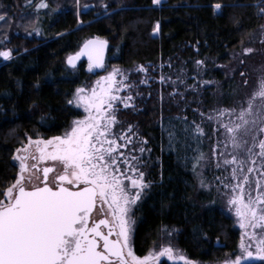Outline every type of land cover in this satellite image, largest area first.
I'll return each instance as SVG.
<instances>
[{
	"label": "trees",
	"instance_id": "1",
	"mask_svg": "<svg viewBox=\"0 0 264 264\" xmlns=\"http://www.w3.org/2000/svg\"><path fill=\"white\" fill-rule=\"evenodd\" d=\"M38 2L30 7L26 0H0V13H7L0 21V51L12 52L10 60L0 57V189L14 182L18 166L12 156L28 137L61 134L81 116L66 100L101 71H89L86 60L69 67L66 59L88 38H104L106 66L127 72L162 66L163 71L182 68L192 73L195 61L203 60L202 77L218 85H202L176 99L166 92L158 95L157 83L142 85L135 107L119 113L150 149L143 167L152 187L134 210L132 246L136 255H145L176 229L168 237L187 260L207 264L235 258L240 229L217 194L199 188L192 164L197 152L207 154L213 143L214 123L207 119L214 114L211 110L230 107L237 98L241 77L227 78L219 64H227L230 53L264 24L253 6L259 0H164L160 5L152 0H79V8L76 0H46L54 11L40 9L37 16ZM217 3L222 9L214 11ZM157 21L160 31L153 33ZM193 121L204 130L199 141L182 131ZM170 132L175 133L171 141ZM158 264L185 261L163 258Z\"/></svg>",
	"mask_w": 264,
	"mask_h": 264
},
{
	"label": "snow or ice",
	"instance_id": "2",
	"mask_svg": "<svg viewBox=\"0 0 264 264\" xmlns=\"http://www.w3.org/2000/svg\"><path fill=\"white\" fill-rule=\"evenodd\" d=\"M26 3L31 7L34 0H26ZM152 3L160 5L162 0H152ZM76 4L79 8V0ZM261 5L264 0L253 5L258 8V16H264ZM102 6L107 12V5ZM40 9H50L46 0L34 4L37 16ZM221 9V4L214 5V11ZM6 16L7 13H0V21ZM261 29L264 30V25ZM33 31L40 34L39 30ZM159 31L157 21L153 33ZM261 43H264V31ZM106 45L107 41L99 37L87 40L67 62L75 68V61L86 55L89 71L103 67ZM253 51L255 49L251 47L243 48L245 55ZM0 57L12 59L11 50L0 51ZM195 63L199 67L205 61ZM139 70L148 71L144 66ZM117 75L122 76L120 81L116 80ZM240 75L246 74L241 72ZM127 79L120 69L114 68L107 76H101L91 89L77 87L66 103L82 107L86 115L74 119L62 135L35 140L28 137L26 145L15 149L12 159L18 162L19 170L14 182L0 189V264H155L160 257L173 259L171 246L139 257L130 244L135 225L134 210H138L152 182L145 179L142 170L146 164L143 153L150 151L143 146L147 141L138 139L134 144L132 137H138V133L132 132L131 125L127 129L130 135L117 136L111 130L118 123V105L134 106L132 95H117L122 88L131 89L132 86L125 83ZM160 81H170L173 85L185 83L180 76L176 81L161 76ZM244 83L248 81L244 80ZM190 87L193 91L198 89L197 84ZM211 111L214 115L207 119L216 121L219 127L214 130H223V139H218L213 146L211 164L203 152H197L193 157L192 172L201 190L211 192L214 188L226 199L227 210L234 211L243 230L239 254L234 259H225L223 264H241L245 257L264 261V76L258 78L256 89L245 99H233L231 107L222 106ZM200 115L203 122L204 113ZM183 119L187 123L186 117ZM182 131L197 141L204 135L201 123L196 121ZM174 136L175 133H169L170 141ZM129 145L133 146L129 148ZM33 146L38 156L29 151ZM136 152L140 155L133 154ZM29 159L34 161L31 165ZM44 161L53 163L43 167L41 180L32 170L37 169V162ZM57 166L59 173L50 179L49 174ZM210 166L221 173L214 181H208L204 176L203 170ZM34 178L40 183L34 184ZM98 204L103 218L96 219L93 212ZM175 231L172 229L168 235ZM253 247L254 251L251 250ZM179 259L185 264H196L184 255H179Z\"/></svg>",
	"mask_w": 264,
	"mask_h": 264
},
{
	"label": "rangeland",
	"instance_id": "3",
	"mask_svg": "<svg viewBox=\"0 0 264 264\" xmlns=\"http://www.w3.org/2000/svg\"><path fill=\"white\" fill-rule=\"evenodd\" d=\"M163 1L164 0H162V2ZM262 25H264V24H262ZM262 31H264V30H262L261 26H260V28H258L251 35L250 39L246 43L242 44L238 49H236L234 52L230 53V59H229L227 64H219V67H221L225 71L227 78H231V77L235 76V74L236 75L238 74L239 77H241L238 80V82H237L239 86H238V92H237L236 100H243L248 95H250L257 87L258 78L261 77V76H264V43H261ZM246 47H251V48L255 49V51H253L250 54H246L245 55V54H243V48H246ZM241 59L244 60L243 64L240 63ZM88 65H89V63L87 62V69H89ZM161 67L160 68H156L155 67V68L151 69L150 71L147 69L148 70L147 73H144V72L139 70L140 66L135 68L131 72H127V71L123 70L122 68H120L118 66H115V65L106 66V64H104L103 67H100L98 69L93 68L91 70V71L99 70V71H101V74L96 76L90 83H87L85 85L83 84V85H81L79 87H83V88H86V89H91L93 86L96 85V81H98L101 76H107L108 72L112 71L114 68L120 69L121 72L125 76L128 77V79L125 81V83L131 85L132 87H131L130 90L122 88L121 91L119 93H117V95H119V96L132 95L134 97V101H133L134 106L133 107H135L136 99L142 97V94H143V91L140 90V87L142 85L151 87V85H153V83H157V88H154V90H156L158 95H163V93L166 92V93L170 94L172 97H174L176 99V98H180L183 94L187 93L188 91H192V92L198 91V90L193 91L191 89L190 86H192L193 84H197L198 88H199L202 85H205V84L202 83L203 81H211L212 82L211 84L215 83L216 85H218V83H219V82L214 81V80H206V79H204L202 77V69H204V67H203V65L198 67L196 65V63L194 65V70H196V72H192V73H189L187 69H182V68L179 69V70L168 68V69L163 71L161 69ZM145 68H147V67H145ZM241 72H244L246 75L242 77L240 75ZM161 76L170 77L171 81H176L177 77L180 76L181 79H183L185 83L184 84L177 83L175 85H173L170 81H166V82L162 83L160 81V77ZM121 79H122V76H120V75L116 76V80L117 81H120ZM141 80H146L147 83L141 84L140 83ZM244 80H247L248 83L245 84ZM174 92L179 93V94L172 95V93H174ZM129 108H132V107H129ZM78 109H80L82 111V114H81L80 117L75 118V119L82 118L84 115H86V113L83 111L82 107H80ZM118 109H119L118 112H117L118 123H116L112 127V129H111L112 132L115 133L117 136L122 134V133L130 135L131 133H127V129L129 127V125H131L132 126V132L138 133L132 124H129L126 121H123L119 117L120 111L121 110H126L128 108H124L123 104H119L118 105ZM213 123H214V128H218L219 127V125L216 123V121H213ZM222 131L223 130H221L220 132L215 131L214 140H213V143L211 145V148L209 149L208 153L205 154V156L208 158L210 164H211V162H213V154H212L213 146L217 143L218 139H221V140L223 139ZM62 134H63V132L61 134H57V135H62ZM57 135H53V136H57ZM37 138L48 139L50 137H48V138L37 137ZM37 138H32V139L35 140ZM132 139H133L134 144H135V142L138 139L139 140H145L144 137H142L139 133H138V137L137 136H133ZM27 142H28V140L25 143H23L19 148H21L23 145H26ZM121 142H123V141H121ZM132 146L133 145H129V148H131ZM32 149H34V146L32 147ZM120 151H124V152L128 153L129 150L128 149H120ZM218 151H219V149H218ZM133 154L140 155L139 152H136V153H133ZM144 155H146V152L143 153V156ZM48 162L49 163H53L51 161H48ZM16 163H17V166H18V162L17 161H16ZM142 170L145 172L144 167L142 168ZM59 171H60V168H59V166H57L55 174L59 173ZM203 172H204V176L207 178L208 181H214V177L221 174L219 170H216L214 167H211V166L208 167V168H205L203 170ZM129 175H134V174L129 173ZM125 183L127 184V183H130V182L129 181H125ZM212 190L217 194L221 206L224 208L225 211L229 212L233 216V218L235 220V224L240 229L239 224L237 222V218L235 217L234 211L230 212V211L227 210L228 206L226 204V199L223 196H221L220 194H218L215 191L214 188ZM242 231L243 230L240 229V238H239V241H238V245H239V243L241 241V232ZM132 235H133V232L131 233V237H130V244H131V247H132V250H133ZM171 241L172 240H170L168 235H163V238H162L161 243L159 244V246L156 247V248L151 249L150 251H152L153 253H156V252L161 251L163 247L171 246L173 248V250H174L172 261H180L179 255H184V253L178 247L173 245L171 243ZM251 250L254 251V247ZM133 252H134V250H133ZM148 253H146L145 255H147ZM238 254H239V252L237 250V255ZM145 255H142V256H139V257H143ZM163 258H167V257L166 256L160 257L159 260L155 262V264H158V262L161 259H163ZM232 259H234V258H232ZM246 260H258V259L246 258V257L242 258V261H246ZM196 264H206V263H196ZM207 264H223V262H220V263H207Z\"/></svg>",
	"mask_w": 264,
	"mask_h": 264
},
{
	"label": "flooded vegetation",
	"instance_id": "4",
	"mask_svg": "<svg viewBox=\"0 0 264 264\" xmlns=\"http://www.w3.org/2000/svg\"><path fill=\"white\" fill-rule=\"evenodd\" d=\"M29 151L38 156V153H35V148L34 149L30 148ZM33 162L34 161H32L31 159H29V161H28L29 165H31ZM37 163H38L37 169H33L32 172L35 173V175H38L40 177V179L42 180V169H43V167L51 166L52 163H49L48 161L37 162ZM55 173H56V169L53 173L49 174L50 179L54 176ZM33 183L34 184L40 183V181L34 178ZM104 207L106 208L107 206L104 205ZM99 208H100V205L98 204L97 208L94 209V212H93V217L96 219L103 218V216L99 213ZM90 223H91V221H90ZM112 238L114 239L115 237L113 236Z\"/></svg>",
	"mask_w": 264,
	"mask_h": 264
},
{
	"label": "water",
	"instance_id": "5",
	"mask_svg": "<svg viewBox=\"0 0 264 264\" xmlns=\"http://www.w3.org/2000/svg\"><path fill=\"white\" fill-rule=\"evenodd\" d=\"M94 37H96V36H94ZM94 37H90V38H88L87 40H91V39H93ZM99 38H100L101 40H105L104 38H101V37H99ZM87 40H85V41L80 45V47H79V49H78L77 51H75L74 53L70 54L68 57H70V56H75V54H76L77 52L80 51V49L83 47L84 43H85ZM105 41H106V40H105ZM107 52H108V43H107V45L105 46V48H104V50H103V65H104L105 62H106ZM68 57H67V59H66V63H67V65H68L69 67H71V66L68 64V62H67V61H68ZM81 60H86V61L89 63L87 56L84 55V56H80V57L75 61V64L77 65ZM94 68H95V69H98V68H100V67H94Z\"/></svg>",
	"mask_w": 264,
	"mask_h": 264
}]
</instances>
